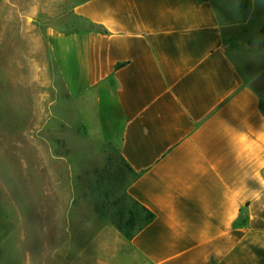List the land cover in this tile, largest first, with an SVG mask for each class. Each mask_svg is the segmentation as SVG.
Instances as JSON below:
<instances>
[{
  "label": "crops",
  "instance_id": "crops-1",
  "mask_svg": "<svg viewBox=\"0 0 264 264\" xmlns=\"http://www.w3.org/2000/svg\"><path fill=\"white\" fill-rule=\"evenodd\" d=\"M216 2L75 7L98 31L54 36L65 85L120 141L128 193L155 217L128 239L103 217L73 230L69 212H33L44 241L1 237L0 264H264V97L229 57Z\"/></svg>",
  "mask_w": 264,
  "mask_h": 264
},
{
  "label": "rangeland",
  "instance_id": "rangeland-1",
  "mask_svg": "<svg viewBox=\"0 0 264 264\" xmlns=\"http://www.w3.org/2000/svg\"><path fill=\"white\" fill-rule=\"evenodd\" d=\"M85 1L0 0V238L9 243L44 241L33 237V212H69L74 230L94 217L112 221L116 204L128 203L134 176L120 141H103L87 98L67 90L63 49L55 51L64 40L54 36L98 31L74 13ZM216 4L229 57L264 97V0Z\"/></svg>",
  "mask_w": 264,
  "mask_h": 264
},
{
  "label": "trees",
  "instance_id": "trees-1",
  "mask_svg": "<svg viewBox=\"0 0 264 264\" xmlns=\"http://www.w3.org/2000/svg\"><path fill=\"white\" fill-rule=\"evenodd\" d=\"M126 167L136 179L133 171L127 165ZM127 199L128 203L125 201L116 204L119 208L111 217V222L126 238L132 239L138 232L149 225L155 216L130 195H128Z\"/></svg>",
  "mask_w": 264,
  "mask_h": 264
}]
</instances>
